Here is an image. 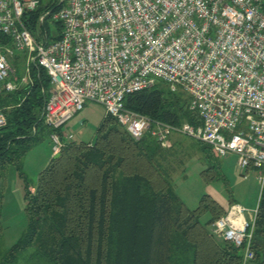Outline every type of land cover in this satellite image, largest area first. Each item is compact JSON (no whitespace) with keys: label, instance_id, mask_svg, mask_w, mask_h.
<instances>
[{"label":"built area","instance_id":"built-area-1","mask_svg":"<svg viewBox=\"0 0 264 264\" xmlns=\"http://www.w3.org/2000/svg\"><path fill=\"white\" fill-rule=\"evenodd\" d=\"M58 3L59 9L52 8ZM263 0H53L39 17L60 22L62 33L36 35L24 21L40 0H0V94L33 85L32 66L51 79L45 123L63 129L87 102L103 105L136 141L146 135L162 147L172 134L210 146L218 158L234 155L264 186ZM27 51L24 76L15 61ZM164 82L184 91L203 124L174 126L125 107V98ZM7 125L0 110V129ZM67 140H74L67 134ZM54 154L64 146L51 135ZM70 142V141H68ZM245 178L247 175L244 176ZM258 208L239 204L212 224L213 233L244 248L250 264Z\"/></svg>","mask_w":264,"mask_h":264},{"label":"trees","instance_id":"trees-1","mask_svg":"<svg viewBox=\"0 0 264 264\" xmlns=\"http://www.w3.org/2000/svg\"><path fill=\"white\" fill-rule=\"evenodd\" d=\"M50 1L40 0L36 10L25 13L34 35L50 30L48 21L39 22ZM54 25L57 40L63 27L60 22ZM20 61L17 58L15 65ZM31 71L33 85L0 94V110L7 118L0 129V241L11 167L25 182L27 217L21 239L10 249H0V264H242L244 248L212 231V224L238 203L230 196L224 206L204 195L197 209H189L176 194L167 150L150 135L134 140L111 115L101 123L93 144L65 143L34 184L24 172L27 155L54 132L63 135L48 126L43 115L51 79L36 65ZM125 107L174 126L203 124L190 108L189 95L171 91L164 82L128 95ZM199 144L208 165L207 182L226 184L221 158L207 144ZM206 213L211 218L203 223ZM251 248L255 257L250 264H264V186Z\"/></svg>","mask_w":264,"mask_h":264},{"label":"rangeland","instance_id":"rangeland-1","mask_svg":"<svg viewBox=\"0 0 264 264\" xmlns=\"http://www.w3.org/2000/svg\"><path fill=\"white\" fill-rule=\"evenodd\" d=\"M47 23L53 38L56 35L55 25L49 21ZM27 54V51L22 52L19 57L25 61ZM24 61H20L15 66L17 75L21 78L24 76ZM107 116V109L103 105L87 102L84 109L64 127L66 134L74 136V140L68 141L94 142L97 130ZM163 148L167 150L166 166L170 170L176 194L189 209H197L202 197L211 195L224 206L229 204L231 196L236 203L250 213L257 210L262 184L254 171L247 173L239 167L236 156L229 155L221 158L220 166L227 183L221 181L209 183L204 177L208 165L202 156L199 141L175 133L170 136V145ZM51 153H53L52 144L50 139L45 138L27 155L24 161V172L34 184L37 183L39 174L45 168L47 161L53 157ZM245 175H247L246 178ZM7 177L3 201L4 230L0 241L1 250L14 246L23 236L27 226L24 200L25 182L14 167L9 168ZM210 218V214L206 213L201 220L206 223Z\"/></svg>","mask_w":264,"mask_h":264},{"label":"crops","instance_id":"crops-1","mask_svg":"<svg viewBox=\"0 0 264 264\" xmlns=\"http://www.w3.org/2000/svg\"><path fill=\"white\" fill-rule=\"evenodd\" d=\"M76 115H77V114H76ZM70 121H71V120H70ZM70 121H69V122H70ZM69 122H68V123H69ZM68 123H67V124H68ZM67 124H66V125H67ZM66 125H65V126H66ZM65 126H64V127H65ZM64 127H63V129H61V130H62V135H63V138H62V137H61V138H62V140H63L64 143H67V142H68V140H67V138H66V137H67V134H66V132L64 131ZM59 135H60V134H59ZM48 139H50V142H51V144H52V151H53V142H52V140H51V136H50V138H48ZM93 143H94V142H88V144H90V145L93 144ZM51 154L53 155V157L50 158V159L47 161V163L45 164V168L48 166V164L51 162V160L56 156V154H54V152L51 153ZM45 168H44V169H45ZM44 169H43V170H44ZM43 170H42V171H43ZM42 171H41V172H42ZM41 172H40V173H41ZM31 190L34 191V188L32 187ZM221 204H222V203H221ZM222 205H223V204H222Z\"/></svg>","mask_w":264,"mask_h":264},{"label":"water","instance_id":"water-1","mask_svg":"<svg viewBox=\"0 0 264 264\" xmlns=\"http://www.w3.org/2000/svg\"><path fill=\"white\" fill-rule=\"evenodd\" d=\"M57 157H59V154H57V155L55 156V158H57Z\"/></svg>","mask_w":264,"mask_h":264}]
</instances>
